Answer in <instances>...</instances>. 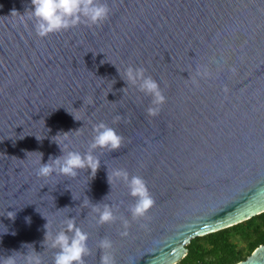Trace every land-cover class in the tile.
I'll list each match as a JSON object with an SVG mask.
<instances>
[{"label": "water", "instance_id": "obj_1", "mask_svg": "<svg viewBox=\"0 0 264 264\" xmlns=\"http://www.w3.org/2000/svg\"><path fill=\"white\" fill-rule=\"evenodd\" d=\"M101 2L102 24L39 38L31 0H0V259L30 244L54 264L44 216L53 236L69 219L88 234L85 264H100L103 238L115 264H176L192 239L264 212V0ZM129 66L158 82V116L122 78ZM101 122L123 142L93 152L95 178L37 177L38 153L42 164L61 155L53 137L71 132L68 150L83 154ZM113 169L146 182L155 203L144 218L132 220L126 184L110 188ZM103 204L115 223L98 224L92 205ZM236 264H264V244Z\"/></svg>", "mask_w": 264, "mask_h": 264}, {"label": "clouds", "instance_id": "obj_2", "mask_svg": "<svg viewBox=\"0 0 264 264\" xmlns=\"http://www.w3.org/2000/svg\"><path fill=\"white\" fill-rule=\"evenodd\" d=\"M25 13H27V20L33 22L35 34L39 38H46L50 34L66 31L81 23L98 26L108 19L110 8L101 0H31V8ZM24 19V16H21L22 22ZM145 71L142 67L129 66L122 78L126 84L136 86L138 91L151 97V106L147 108V115L156 117L159 115L161 107L166 103V98L158 82L151 76H146ZM117 72H119L118 69ZM74 119L77 120L75 117ZM120 119L121 117L117 116L114 118V122ZM69 133L71 132L58 133L52 138V142L60 148L61 155L55 158L50 156L48 163H40L43 154L33 152L39 154V167L36 170L38 178L47 179L53 175L75 178L80 170L85 169L90 171V175L95 178L100 168V160L93 155V152L97 149L108 152L118 151L123 142V137L118 135L115 129L101 122L93 127L94 135L88 151L81 154L79 151L68 150L65 141L71 142ZM36 139L40 140L37 137ZM116 181L126 184L129 195L135 201L128 209L132 220L144 218L155 203L144 179L139 176L130 177L129 173L123 169H113L107 173V183L110 188ZM88 202L86 200L84 204L87 205ZM92 211L97 214V222L100 225L115 223L117 220L113 208L108 204L92 205ZM15 215V212H8L7 218L14 220ZM43 218L47 221L44 225L43 246L48 245L58 250L54 255V264H85V257L91 255V250L87 245L88 234L76 225L74 219H69L66 222V229L58 231L53 236L49 230V220L44 216ZM25 219L30 223V218L26 217ZM123 227L125 230L120 235L127 237V228L129 227L127 220H123ZM12 234L15 235V233ZM22 247L27 249L26 254L13 251L10 256L0 259V264H18V261L19 264L21 261L22 264H42L41 254L37 253L32 245H22ZM98 247L102 252L100 264H115L114 256L110 251L112 242L108 238H103Z\"/></svg>", "mask_w": 264, "mask_h": 264}, {"label": "trees", "instance_id": "obj_3", "mask_svg": "<svg viewBox=\"0 0 264 264\" xmlns=\"http://www.w3.org/2000/svg\"><path fill=\"white\" fill-rule=\"evenodd\" d=\"M236 240L245 244L239 248ZM264 244V212L231 227L192 239L176 264H236Z\"/></svg>", "mask_w": 264, "mask_h": 264}, {"label": "rangeland", "instance_id": "obj_4", "mask_svg": "<svg viewBox=\"0 0 264 264\" xmlns=\"http://www.w3.org/2000/svg\"><path fill=\"white\" fill-rule=\"evenodd\" d=\"M236 244L238 245L239 248H244L245 244L243 242H240L236 240Z\"/></svg>", "mask_w": 264, "mask_h": 264}]
</instances>
